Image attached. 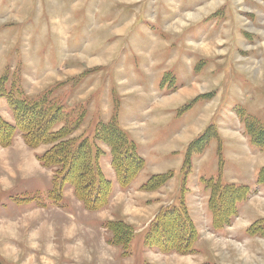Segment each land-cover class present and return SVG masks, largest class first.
<instances>
[{"label": "rangeland", "instance_id": "rangeland-1", "mask_svg": "<svg viewBox=\"0 0 264 264\" xmlns=\"http://www.w3.org/2000/svg\"><path fill=\"white\" fill-rule=\"evenodd\" d=\"M0 80L29 101L49 91L50 101L58 99L64 109L84 110L70 139L87 132L96 117L109 123L118 110L148 161L121 188L109 148L97 142L111 185L107 206L85 209L69 184L56 206L48 199L53 170L38 161L49 146L28 147L16 132L0 145L2 261L264 264V237L248 231L264 220V186L255 184L264 149L251 147L235 111L240 106L264 122V0H0ZM0 117L14 124L3 97ZM210 126L218 138L190 158L183 194L192 249L145 246L160 211L181 205L184 153ZM155 134L159 151L152 153L149 136ZM158 174L168 175L162 186L140 189ZM216 176L250 188L221 228L213 227L209 194L200 183ZM106 221L132 227L128 255L110 244Z\"/></svg>", "mask_w": 264, "mask_h": 264}, {"label": "trees", "instance_id": "trees-1", "mask_svg": "<svg viewBox=\"0 0 264 264\" xmlns=\"http://www.w3.org/2000/svg\"><path fill=\"white\" fill-rule=\"evenodd\" d=\"M168 76L167 73V81ZM163 81L166 79L164 78ZM6 84L0 80V97L5 98L13 115L14 124H7L0 117V145H8L15 133L19 132L28 147L37 148L42 144L49 146L46 152L38 155V161L42 167L50 168L54 173L48 193V199L52 204L60 205L61 191L66 184H69L74 188L75 195L85 209L97 211L107 206L111 185L102 175L99 163L100 148L97 142L109 148L112 156L111 165L121 188H127L138 172L145 167V160L138 153L135 142L119 126L118 110L109 123H102L96 117L94 122H90L87 132L82 133L78 138L70 139V134L74 133L85 118L84 110L78 109L80 112L76 115L75 109H64L58 99L50 101L52 92L49 91L29 101L25 95L17 93L15 89L10 88L6 91ZM198 98L190 101L182 110L190 108ZM235 111L244 124V134L251 147L264 149V122L247 113L240 106L235 107ZM58 124L62 126L54 130L53 128ZM217 138V129L210 126L185 151L181 172L183 178L180 187L181 205L178 203L160 211L153 220L149 232L145 233V246L151 244L161 248H178L177 250L192 249L195 234L183 200V194L185 195L187 191L185 182L191 171L190 158L199 154ZM217 150L218 170L221 171L222 154L219 147ZM167 180V174L152 175L140 189L144 191L154 189L162 186ZM255 180V184L264 186V166L257 170ZM200 183L209 194L208 206L211 217L216 223V225L212 223L215 228H221L220 225L236 215L238 202L243 201L250 192L247 185L228 184L218 176L207 181L201 177ZM103 225L112 235L110 244L122 248L124 254L128 255L130 241L134 235L132 227L121 221H106ZM248 231L264 237V220L256 221ZM0 264L7 263L0 259Z\"/></svg>", "mask_w": 264, "mask_h": 264}, {"label": "crops", "instance_id": "crops-1", "mask_svg": "<svg viewBox=\"0 0 264 264\" xmlns=\"http://www.w3.org/2000/svg\"><path fill=\"white\" fill-rule=\"evenodd\" d=\"M189 103V102H188ZM187 103V104H188ZM124 119H125V116H120L119 115V117H118V123H119V126L121 127V129L122 130H124L127 134H128V136L135 142V144H136V146H137V149L139 150V142L137 141V139L134 137V135H132V132H131V126H129L128 124H124ZM124 124V125H123ZM167 125V124H166ZM157 133H158V131H157ZM155 136V137H154ZM153 137L154 138H152V136H149V145H148V147H151L150 149H151V152L152 153H157L159 150L158 149H156V146L158 145V143L159 142H155L154 141V139L156 138V134L154 135ZM178 135H175V137H177ZM152 138V139H151ZM170 138V137H169ZM167 140V139H166ZM166 142V141H165ZM165 142H161V144H159L160 146H162ZM148 144V143H147ZM180 146H182V144L181 143H179V147ZM181 149V148H180ZM173 153H177L178 151H176V149H173V151H172ZM138 153H139V151H138ZM142 156V155H141ZM144 158V157H143ZM153 158V157H152ZM218 159V158H217ZM222 159H223V157H222ZM144 160H145V158H144ZM145 162L147 163V165H148V161H146L145 160ZM238 185H240V184H238Z\"/></svg>", "mask_w": 264, "mask_h": 264}]
</instances>
